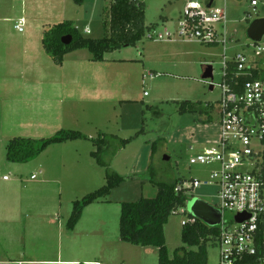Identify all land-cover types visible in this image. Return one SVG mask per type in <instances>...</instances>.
Wrapping results in <instances>:
<instances>
[{
    "label": "rangeland",
    "instance_id": "374dc122",
    "mask_svg": "<svg viewBox=\"0 0 264 264\" xmlns=\"http://www.w3.org/2000/svg\"><path fill=\"white\" fill-rule=\"evenodd\" d=\"M140 1L144 3L146 24H157L156 32L164 29L175 32L176 20L189 0ZM197 1L205 5L207 0ZM255 1L256 6H251V0H213V5L224 8L227 16L225 32L216 25L217 31L224 32L227 39L226 52L221 43L200 44L177 37L175 32L171 39L152 41L143 38L135 46L104 53L102 62L88 61L85 65L99 70L97 78L102 79L103 85L100 81H95L98 86L87 82V87L94 88L93 95L83 101L80 99L69 115L65 104L60 112L55 107L53 115L44 120V127L39 126V119L31 115L33 112L26 110L27 116L35 120H28L30 124L20 123L16 128H5L2 116L5 109L0 101V199L7 198V204H17L14 220L9 216L0 220V264H17L23 259V251L30 248L33 249L32 258L37 261L35 264H42L40 261L46 258H57L59 251L65 249V230L61 236L58 224H63L66 229L72 202L106 182L105 168L92 157L95 147L89 140L81 139L60 146L51 144L34 159L15 163L6 160V146L13 137L47 138L58 130L69 129L91 137L105 133L122 139L131 138L109 167L122 176L123 181L106 197L110 202L85 207L80 232L72 237V243L82 242L85 249L103 248L107 251L103 255L100 252L88 255L99 264H122L120 254L134 246L119 237L121 202L154 197L157 187L153 181L208 179L217 165L192 164L189 159L218 139L220 128L216 109L221 95L223 63L238 52L252 55V42L246 30L254 19L264 18V0ZM108 5L109 0H83L81 4L73 0H0V22L11 20V23L3 24L7 25L8 36L14 42L16 52L21 50L18 42L21 33L12 26L19 17L26 20L21 35L30 33L38 36L40 32L36 27L42 23L72 21L82 37L100 39L104 35L102 14ZM263 40L264 35L260 46H264ZM81 53L90 56L86 50ZM18 58L20 63L28 62L27 56ZM204 65H211L213 69L208 78L202 77ZM42 66L48 74L51 68L54 73L58 67L46 52ZM148 72H154L156 76L151 79L146 75ZM119 80L120 83L124 80L123 90L121 85L120 88L118 86ZM210 82H213V88H210ZM183 101L201 103L203 107L213 106V109L182 113L179 106ZM210 115L212 120L207 121ZM52 116H55V121ZM4 134L11 136L2 139ZM114 143L113 138L109 139L108 146L101 153L103 159H108ZM190 145L193 151L189 149ZM31 174L36 175V180L30 178ZM4 176L8 180L4 181ZM216 191L215 184H203L193 191V195L214 206L219 204ZM15 197L16 201L13 200ZM56 214H59L60 223ZM89 214L105 218L107 226L103 231L91 230L84 217ZM226 216L231 217L232 214ZM182 220V214H171L164 225L165 245L170 257L183 245ZM214 242L212 239L207 243V264L218 263L219 250ZM142 255L135 259H141ZM146 261V264H155L157 260Z\"/></svg>",
    "mask_w": 264,
    "mask_h": 264
},
{
    "label": "built area",
    "instance_id": "2783aa9c",
    "mask_svg": "<svg viewBox=\"0 0 264 264\" xmlns=\"http://www.w3.org/2000/svg\"><path fill=\"white\" fill-rule=\"evenodd\" d=\"M256 5V1L251 0V6ZM226 23L224 8L213 4L207 8L206 4L189 0L176 20L175 32L177 37L200 44L221 43L226 52ZM217 24L223 33L217 31ZM24 25L25 19L20 17L15 28L21 32ZM85 31L88 32V28ZM175 32L168 29L156 32L154 29L145 38L163 41L171 39ZM262 39L263 36L257 42L250 40L251 56L238 52L224 61L217 104L218 139L189 159L192 164L215 163L217 167L210 172L208 179L191 178L176 187V190L185 189L190 198L203 184L217 187L219 204L214 207L222 215L216 226L217 264H264V46L259 45ZM146 75L156 76L151 72ZM213 85L210 82L212 88ZM189 149L193 151L192 145ZM179 213L184 216L182 226L197 220L186 212L185 206L172 211V214ZM237 215H243L244 219L237 222Z\"/></svg>",
    "mask_w": 264,
    "mask_h": 264
},
{
    "label": "trees",
    "instance_id": "16d2710c",
    "mask_svg": "<svg viewBox=\"0 0 264 264\" xmlns=\"http://www.w3.org/2000/svg\"><path fill=\"white\" fill-rule=\"evenodd\" d=\"M81 4L83 0H73ZM108 9L102 14L104 35L100 39L82 37L72 21H62L45 27L42 31V47L56 65H61L64 55L76 49L84 48L92 55V60L101 61L103 54L127 46H135L145 38L146 34L156 29L157 24L145 23L144 3L140 0H109ZM106 14V15H105ZM71 36L69 44H63L61 37ZM232 66V64H230ZM204 108L213 106L201 103L183 101L179 111L202 112ZM212 120L211 115L207 121ZM113 138V144L108 159L101 157V153ZM89 140L95 147L91 152L95 162L105 168L106 182L93 192L72 202L70 216L66 223L68 230L73 229L79 220L83 209L94 202L106 201L111 190L118 187L123 177L115 173L110 167L113 157L131 140L122 139L113 134L100 133L95 138L75 130H58L50 137L31 138L13 137L6 146V160L8 162L26 163L45 150L49 145L72 140ZM155 143L152 144V148ZM110 148V147H109ZM108 148V149H109ZM157 193L152 198H139L135 202H121L119 215V237L121 241L138 245L155 247L158 250V264H206L207 243L218 235L217 227H210L200 220L182 226L181 240L183 245L175 249L174 255L169 256L165 245L164 225L172 211L185 206L190 196L185 189L176 190L182 181H153ZM186 247H196L187 250Z\"/></svg>",
    "mask_w": 264,
    "mask_h": 264
},
{
    "label": "crops",
    "instance_id": "0c3cea01",
    "mask_svg": "<svg viewBox=\"0 0 264 264\" xmlns=\"http://www.w3.org/2000/svg\"><path fill=\"white\" fill-rule=\"evenodd\" d=\"M208 1L209 0H207L206 3ZM9 21L11 23V20L8 19H6V21H3L2 23L0 22V101L3 105V109H5L3 110V115H2L4 119L5 128L7 127L9 128V126L11 127L13 126L14 128L16 125L20 123H25V122L29 123L28 120L30 119L35 120L27 116L29 115L30 111L33 112L31 113V115L34 118L39 119L38 120L39 126L44 127L46 123L44 122V120L48 116L51 117L50 115L52 114L53 109L55 107L56 110H59L60 112L62 106L65 104L66 108L69 111L67 112V114L69 115L72 113V111H74V105H76V103L80 99L81 101H83L89 98L91 94L93 95L94 88L87 87L86 86L87 82H91L92 85L98 86L99 83H96L95 81H100L103 85L102 79L99 80L97 78V73H99V70H93L91 68H88L85 64L88 61H91L93 63L102 62L105 60L104 56L101 61H94L92 60V55L88 50L84 48L76 49L64 55L63 62L61 65H56L54 63L56 66H58L56 67L57 69H55L53 73V70L51 68L48 74L45 68L42 66L44 62L45 51H43V53L41 52V47H42L41 39H42L43 29L51 24H46V23L39 24L36 27V30L40 32L38 36H32L30 35V33L28 35H21L23 30L21 32L18 31L19 33H21L18 37V42L21 45V50H18L16 52L14 50L15 44L12 41V39L8 36V32L6 29L7 25L3 24V23L7 24ZM25 24H26V20H25ZM12 28L16 29L15 24H13ZM83 50H86L90 56L88 57L84 55V53H81ZM23 55L28 57V62L25 64L20 63L18 61L19 59L18 57ZM31 78H33L32 81ZM150 78L152 79V77ZM123 83L124 80H122L121 83L119 80L118 86L120 88L121 85L122 90L125 88ZM121 100L124 101L125 99H121ZM26 110H28L29 113H25ZM34 113H37L38 115ZM216 113H217V109H216ZM52 117L53 120L55 121V116ZM8 135L11 136V134H7V136L6 134H4L2 136V139H7ZM86 136H88L89 138H95L89 135ZM76 141L78 140L66 141L57 144L55 143L52 145L59 144L60 146L64 143L76 142ZM118 153L119 152H117V154ZM33 175L34 177H32ZM30 178L32 180H36L37 177L35 174H31ZM3 180L4 181L8 180V178L4 176ZM42 181L43 180H41L40 182ZM13 200L16 201V197ZM6 202L8 203L7 198L0 199V204H3V206L0 207L1 208L0 211L2 212L1 213L2 215H0V220H2L3 218L6 219V216H9L10 217L9 219L14 220V216H15L14 213H15V209L17 208V204L14 206L13 203L7 204ZM100 202L104 203L110 201L106 200ZM100 202H94L92 204H96ZM89 205H87L86 208ZM13 209L14 211L11 212ZM83 215L84 214L82 211L79 220L71 230H67V228L64 229L63 224H58V231L60 232L61 236L62 233L64 232L63 241L65 242V249H62L63 251L61 250L59 251L57 258H49V259L46 258L41 260L40 263L99 264V261L89 258L88 255H91L94 252L97 253L100 252L101 254L105 252L107 254V251L103 250V248L85 249L82 245V242L79 243L76 242L78 244H74L71 242L72 237H74V234L76 232H80L79 231L81 228L80 220H82ZM89 215L88 216L85 215L84 217L86 218L87 225L90 226L91 230L96 229L98 232L103 231L105 226H107L105 222V218L100 217L98 214L94 215V217H92V214ZM68 216H70V214H68ZM55 217H58L57 222L60 223L59 214H56ZM48 222H50V219L48 220ZM62 230L65 231L62 232ZM214 245H216L215 242ZM186 249L195 250L196 247H186ZM32 250L33 249L30 248L27 249L26 251H23L22 254L23 259L21 261H18L17 264H35L37 261L34 258H32V252H33ZM125 250H127V252H124V254H120V256L122 257L121 259L122 264H146L148 263L146 261L147 259H149V261L151 262H154L153 259L157 260L155 264H158V250L155 247H149V246L138 247V245H134L133 247H128ZM139 255H142V257H140L141 259H135V257ZM5 256L8 255L5 254ZM8 259L9 261H13L11 258ZM82 259L83 261L78 263Z\"/></svg>",
    "mask_w": 264,
    "mask_h": 264
},
{
    "label": "water",
    "instance_id": "95a60500",
    "mask_svg": "<svg viewBox=\"0 0 264 264\" xmlns=\"http://www.w3.org/2000/svg\"><path fill=\"white\" fill-rule=\"evenodd\" d=\"M213 0H209L206 3V7L210 8L212 5ZM247 37L251 41H259L261 37L264 35V18H257L251 21L247 30ZM61 42L63 44H69L71 42L70 35H64L61 37ZM213 69L211 65H204L202 67V77L208 78L212 75ZM210 88H212L210 86ZM164 159H168L167 156H164ZM185 209L188 214L197 218L198 220L202 221L206 225L210 227L217 226L221 221V211L214 207L213 205L209 204L208 202L198 198V197H191L185 203ZM244 219L243 215L235 216V220L237 222Z\"/></svg>",
    "mask_w": 264,
    "mask_h": 264
}]
</instances>
